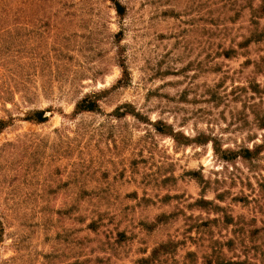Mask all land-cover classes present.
<instances>
[{
    "label": "rangeland",
    "instance_id": "obj_1",
    "mask_svg": "<svg viewBox=\"0 0 264 264\" xmlns=\"http://www.w3.org/2000/svg\"><path fill=\"white\" fill-rule=\"evenodd\" d=\"M0 120V264H264V0H0Z\"/></svg>",
    "mask_w": 264,
    "mask_h": 264
},
{
    "label": "trees",
    "instance_id": "obj_2",
    "mask_svg": "<svg viewBox=\"0 0 264 264\" xmlns=\"http://www.w3.org/2000/svg\"><path fill=\"white\" fill-rule=\"evenodd\" d=\"M100 94H88L79 99L74 106L73 113H80L83 111H96L98 110V99ZM123 108V109H122ZM132 113L133 115L137 116L138 113H136L133 109V107L130 104H123V107H116L113 110L114 115L117 117L123 116L125 113ZM25 120L35 122V123H42L47 120V116H45V111L41 109L33 110L25 116ZM155 128L166 135L171 136L174 140L180 139L183 144H189L191 142V139L188 138L185 135H182L178 133L177 131H174L173 128L170 125H166L165 123L161 121H155L154 122ZM5 127V122L3 120H0V132ZM181 136V137H180ZM195 140H198L194 138ZM194 141V140H193ZM202 142H211L212 148L223 161H232L237 157H242L244 159H253L256 157L261 150L264 147V142L255 145L253 148H242L238 150L225 148L222 149L220 146L217 145L215 139L211 138H204L202 139ZM199 202L203 203H210L205 199L199 200Z\"/></svg>",
    "mask_w": 264,
    "mask_h": 264
}]
</instances>
